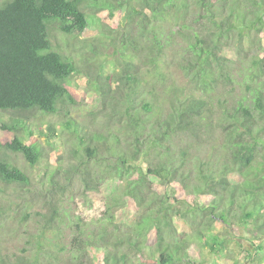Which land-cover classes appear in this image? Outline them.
<instances>
[{"label":"trees","instance_id":"16d2710c","mask_svg":"<svg viewBox=\"0 0 264 264\" xmlns=\"http://www.w3.org/2000/svg\"><path fill=\"white\" fill-rule=\"evenodd\" d=\"M116 16L118 26L108 24ZM94 24L103 34L82 38ZM167 54L207 96L171 86L167 112L153 120L144 91L150 79L166 80ZM88 93L102 104L82 116L99 119L107 136L85 132L72 114ZM210 93H218L229 160L219 171L193 172L188 151L205 128ZM58 114L88 141L81 145L89 158L66 168L64 183L50 176L40 195L51 225L22 254L0 246V264H264V0H0V132L11 138H0V197L11 185L32 192L14 156L32 166L44 159L30 126ZM43 134L52 147L56 128ZM101 140L112 146L93 147ZM180 142L187 146L178 161L171 149ZM105 151L110 157L98 158ZM152 152L160 163L144 160ZM73 177L86 198L100 201L87 199L62 245L56 239ZM111 179L118 188L101 195ZM237 231L249 232L242 239L251 247Z\"/></svg>","mask_w":264,"mask_h":264},{"label":"rangeland","instance_id":"374dc122","mask_svg":"<svg viewBox=\"0 0 264 264\" xmlns=\"http://www.w3.org/2000/svg\"><path fill=\"white\" fill-rule=\"evenodd\" d=\"M103 15L106 16L107 13L105 12ZM118 23V16H116L115 20L108 22V24L112 26H118ZM102 34L100 26L94 24L90 25V29L87 30L82 38L92 40ZM166 58L170 63L165 64L163 69L166 80L159 81L150 79V83L154 84V86H147L144 91V99L150 102L151 105L155 106L153 112L150 114L153 120L161 117L162 114L167 112V99L169 97L168 93L171 86L182 89L185 88L186 94L194 95L195 98L207 96L199 90L194 91L192 87L187 84L188 82L186 78H184L181 71L177 69L175 63H172L174 57L171 54H167ZM113 69V65L108 67V71L110 72H112ZM75 88L77 87L75 86ZM208 99H210L209 110L211 111L207 112L204 116L205 120L203 123L205 128L199 133L198 137H193L188 151L187 159L190 162L189 170L193 172L203 170L206 173L210 172L212 169L214 171H219L229 160L228 151L225 146L226 141L223 137L224 133H222L218 126L224 121L221 114V106L218 103V93H210ZM101 104L102 100L99 96L88 93L85 107L73 110L72 114H74L75 119H77V124L82 127L85 132L89 133L91 129H97L102 134H107L104 132L103 123H100L99 119L92 122L90 119L82 116L83 114H89V112L99 110ZM3 121H7V116L4 117ZM32 123L33 124L30 126L31 129H36V131L33 130L34 142L46 149V157L38 164L32 166L23 160L22 156H14L17 163L21 164L25 172L29 175L32 182V186L30 187L32 192L26 191L27 189L22 188V186L19 185H11L6 187L8 188L7 192L1 194L0 197V246L4 251L14 254H22V250H25L29 243H34L39 239L36 234H39L44 228L51 225L49 222L46 224L44 221L43 214L47 213L48 208L45 199L40 195L41 192L44 193L47 188L51 186L50 176L56 173L60 182L64 183L67 177L65 169L70 168L71 166L75 167V165H79L89 158L81 145L87 144L88 141L83 140V143H81L78 137L73 136L69 129H67L65 118L62 115H40L37 119H33ZM49 126H54L57 130V136L51 140L53 148H49V137L43 134L48 132ZM64 127L66 128L64 129ZM0 138L2 142L11 139L6 138V135L3 132H0ZM122 138L123 136H121L120 146L125 147L126 143ZM189 142L190 141H188V144ZM111 146L112 141L110 140H107V143L105 140L93 143V147H96L102 152ZM186 146V142L181 143L180 147L176 146L174 148V146H172L171 151L173 156L176 157V160H181L179 159L182 158L179 155L180 149L182 151L186 150ZM74 148L80 149V154L78 156L72 154V149ZM102 152L98 153V158L108 159L110 157L107 155L108 151H105V153ZM54 154L56 155L55 157ZM158 158L159 156L157 157L154 155V152H152L150 156L144 160L152 163L151 165H154ZM163 159L165 160V158ZM160 161L161 159L159 158V163ZM150 163L148 165H150ZM102 168H104V166H102ZM151 178H153V176H151ZM72 183V186L69 187L70 190L67 191L65 193L66 196L63 197L62 219L64 223H62L61 229L59 230V238L56 239V241L61 242L62 245H68L73 235L72 226L69 223L75 222L77 218L82 216V214H86L88 209V204H86L87 199L93 197V200L100 201V195H93L91 197L87 196L88 198H86L79 178L73 177ZM118 185L119 184H117L114 179H111V181L107 180V184L101 189V195H107L105 190H107L108 193L113 191L116 187L118 188ZM173 188L176 189V185H173ZM97 210H100L99 205L96 206L94 211L97 212ZM57 230L58 229L56 228L53 230L51 229L48 231L47 235L52 238L53 234L57 233ZM247 233L249 232L237 231V235L241 237L240 242L246 249L252 245L248 239H242L245 238Z\"/></svg>","mask_w":264,"mask_h":264}]
</instances>
